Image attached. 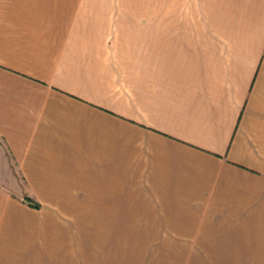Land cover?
<instances>
[{"label": "crops", "instance_id": "0c3cea01", "mask_svg": "<svg viewBox=\"0 0 264 264\" xmlns=\"http://www.w3.org/2000/svg\"><path fill=\"white\" fill-rule=\"evenodd\" d=\"M128 1L0 0V264H129L135 218L119 250L96 236L106 207L39 209L127 191L126 149L96 169L121 127L153 222L264 264V0H168L146 23Z\"/></svg>", "mask_w": 264, "mask_h": 264}, {"label": "rangeland", "instance_id": "374dc122", "mask_svg": "<svg viewBox=\"0 0 264 264\" xmlns=\"http://www.w3.org/2000/svg\"><path fill=\"white\" fill-rule=\"evenodd\" d=\"M157 3L160 4L163 11L165 9L167 11L168 0H129L126 6L133 18H136L137 20L141 19L146 23L154 20L153 8ZM112 126L113 129L118 127L114 123ZM121 129L123 130L122 133L128 137L127 147L124 148V145L122 144L120 148L118 142H111V144L107 143L106 147L101 150L99 149V144H97L95 151L97 156L96 169L99 170V168H102L107 172L109 170L119 171L122 167L123 171V163L121 165L120 161L124 162V160L119 157L121 156L120 151L123 153L124 149H126L128 154L127 191L125 190L117 193L116 190H113L111 192V200L104 199L102 191L96 192L97 197L95 200L91 199L92 193L90 191H75L72 192L74 198L68 197L67 195L71 196V193H69L67 195L64 194L65 199L70 198L68 202L74 204L79 203V206L70 205L54 208H39V203L36 200H33L27 195H24L23 197L26 196L35 201L37 203V206L34 207L35 209L51 210L54 213L63 214L65 216L86 215L98 217L95 213L96 210H99L100 208L104 209L106 207L108 209V215L107 213H105L106 215H102L105 216L101 219L103 223L100 224V222H96L98 223L96 236H109L110 238L107 239L109 243H107L115 249L121 248V250H123V235L125 233L124 222L130 218H135L137 222L135 226H137V228L129 229L127 231L128 243L132 244L128 247L127 258L129 264H251V257L247 255V253H231L233 250L231 247L233 240L231 239L220 240L217 245L212 244L214 241L209 240L211 244L208 246L205 244V242L208 241L206 239L189 237L191 232H187L188 230L177 231L168 228L169 226H184V224L172 223L169 225L152 221V207L145 204L146 201H144L141 195H138L137 193V187L146 184V176H143L142 182V175L140 173V183L138 184L134 145L136 132L131 127L127 129L121 127ZM81 203H83V205H80ZM155 209L158 211V208ZM157 211L155 215L158 214ZM85 226V223L78 224V228L83 232L86 230ZM194 234H199V232ZM105 237L104 239H106ZM242 240L244 239H240V241ZM245 241L246 240L242 243ZM120 242L122 243V247L119 244ZM171 248L176 249L172 250ZM240 249L246 250V246L243 248L240 247Z\"/></svg>", "mask_w": 264, "mask_h": 264}, {"label": "trees", "instance_id": "16d2710c", "mask_svg": "<svg viewBox=\"0 0 264 264\" xmlns=\"http://www.w3.org/2000/svg\"><path fill=\"white\" fill-rule=\"evenodd\" d=\"M23 199L31 206H33V207L37 206V203L35 201L31 200L29 197L25 196V197H23Z\"/></svg>", "mask_w": 264, "mask_h": 264}]
</instances>
